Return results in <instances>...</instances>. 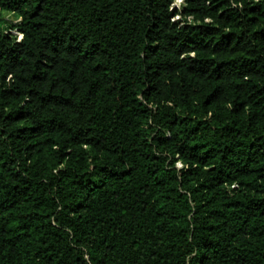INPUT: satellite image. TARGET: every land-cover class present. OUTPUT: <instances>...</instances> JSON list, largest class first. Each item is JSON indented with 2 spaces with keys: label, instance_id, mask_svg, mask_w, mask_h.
<instances>
[{
  "label": "trees",
  "instance_id": "16d2710c",
  "mask_svg": "<svg viewBox=\"0 0 264 264\" xmlns=\"http://www.w3.org/2000/svg\"><path fill=\"white\" fill-rule=\"evenodd\" d=\"M175 1L0 0V264H264V0Z\"/></svg>",
  "mask_w": 264,
  "mask_h": 264
},
{
  "label": "rangeland",
  "instance_id": "374dc122",
  "mask_svg": "<svg viewBox=\"0 0 264 264\" xmlns=\"http://www.w3.org/2000/svg\"><path fill=\"white\" fill-rule=\"evenodd\" d=\"M180 3H181V1H180V0H176L174 4H175V6H179V5H180ZM7 17H10V16H7Z\"/></svg>",
  "mask_w": 264,
  "mask_h": 264
}]
</instances>
